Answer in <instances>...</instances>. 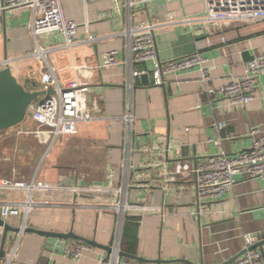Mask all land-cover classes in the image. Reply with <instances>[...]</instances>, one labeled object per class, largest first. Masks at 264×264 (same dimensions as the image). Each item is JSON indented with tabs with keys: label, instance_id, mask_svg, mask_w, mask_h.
<instances>
[{
	"label": "crops",
	"instance_id": "crops-1",
	"mask_svg": "<svg viewBox=\"0 0 264 264\" xmlns=\"http://www.w3.org/2000/svg\"><path fill=\"white\" fill-rule=\"evenodd\" d=\"M65 15L80 26L78 36L88 32L98 38L93 43L64 46L63 37L49 33L38 37L47 49L49 65L61 84L89 80L91 98L99 102L98 119L80 125L79 132L59 137L46 154V145L33 136L18 133L35 128L29 117L22 123L0 131V177L33 182L69 184H109L124 186L149 160L141 148L150 145L159 135H166L170 153L180 146L178 158L187 161L225 151L235 155L252 146V130H264V75L259 77L254 99L247 106L226 104L223 97L209 99L204 92L199 69L173 75L164 85H152L151 78L137 76L130 88V65L99 67L102 52L116 49L120 60L127 61L130 37L118 34L126 29L130 17L155 21L156 45L162 60L199 51L209 58L213 86L219 87L233 78L242 77L246 64L264 55V19L225 25L222 29L204 30L198 21L169 23V14L177 18L201 16L205 0H153L132 9L123 6L116 12L112 0L86 4L85 0H63ZM32 10L15 9L0 16V59L16 58L11 71L24 81L29 90H42L48 66L38 56H30L36 48L31 32ZM88 20V25L85 22ZM226 33L225 44L219 35ZM212 40L210 44L208 40ZM22 57V58H21ZM88 65L78 73L73 65ZM151 67L137 64L136 68ZM131 100L134 113L130 144L126 142L123 116ZM214 122L224 123L219 132L222 142L215 143L218 132ZM189 130H186V129ZM175 155V152L174 154ZM171 155V156H172ZM175 160V159H174ZM125 164V166H124ZM148 171V170H147ZM156 186H128L125 198L131 203L161 206L159 213L131 212L123 223L130 235L122 237L121 249L160 263L147 264H224L245 251L243 233L252 232L264 242V184L259 178L238 176L229 192L211 203V215H198L194 203V185L183 180L164 186L157 178ZM25 187L0 188V205L28 199ZM104 199L111 193L105 192ZM37 202L26 216L10 217L11 226L40 228L66 233L73 230L104 246L112 245L119 215L112 209L75 207L72 201L92 198L90 193L77 195L72 191L34 190ZM6 256L0 264H99L108 250L91 246L78 261L62 256L70 239L46 237L38 233H8ZM0 225V248L3 241ZM76 239V238H75ZM261 247V245H259ZM54 252L53 259L49 257ZM125 258L131 259L127 256Z\"/></svg>",
	"mask_w": 264,
	"mask_h": 264
},
{
	"label": "built area",
	"instance_id": "built-area-1",
	"mask_svg": "<svg viewBox=\"0 0 264 264\" xmlns=\"http://www.w3.org/2000/svg\"><path fill=\"white\" fill-rule=\"evenodd\" d=\"M99 0H85L86 4ZM153 0H112L115 11L118 13L123 6L132 9L140 4H148ZM207 7L201 16H189L187 18H177L174 13H170L169 23H189L198 21L203 24L204 30L222 29L225 25H241L243 22H257L264 19V0H205ZM63 0H0V16L3 13L11 12L15 9L32 10L31 32L35 38L36 48L30 56H38L48 67L43 76L42 90L46 94L31 103L27 117L33 121L35 128L21 129L18 133H24L36 138L39 143L46 145V154L55 145V141L67 134L79 132L80 125L91 123L98 119L100 107L96 98H91L92 90L89 80H72L66 85L60 83L56 72L49 65L48 47H42L38 43V37L49 33H58L63 37L64 46L72 48L77 44L93 43L98 40L92 36L88 30L83 37L78 36L80 24L68 18L64 12ZM136 14L129 12L130 21L126 29L118 31V34L130 37L127 46L128 59L121 61L118 50L112 49L102 52L101 67H114L119 63L129 64L131 71L130 88L134 87L133 79L137 76L149 75L152 85H164L169 78L179 76L182 73L190 72L192 69H199L201 72V82L204 92L209 99L223 97L226 104L233 106H247L254 99L258 89L259 77L264 75V55L250 60L246 66L242 77L233 78L229 82L219 87L211 84L213 75L209 65V58L201 52L196 51L181 57L162 60L156 45V29L160 26L157 22L145 18L135 17ZM1 21V20H0ZM88 25V20L85 22ZM1 29V22H0ZM221 43L225 44L229 40L226 33L219 35ZM210 44L212 40H208ZM22 58V57H21ZM16 58L0 59V69L10 66ZM151 64V67H135L137 64ZM76 72L89 69L88 65H73ZM29 89L26 84H24ZM127 110L123 119L126 124V142L130 144L133 132L134 113L131 100L126 103ZM26 117V119H27ZM215 130L218 132L215 143L222 142L219 132L225 128L224 123L214 122ZM186 130H189L188 128ZM253 143L249 149L235 155L227 154L225 151L217 154H210L193 161L178 158L180 146H176L174 152L170 153L169 141L166 135H159L154 142L141 148V151L149 157L132 180L126 176L127 181L124 186L109 184H69L60 182L37 181L33 182L10 180L0 177V188H28V199L16 200L15 202H4L0 205V216L7 220L21 214L27 215L34 209L37 202L32 198L34 190H57L72 191L77 195L90 193L92 198L83 202L72 201L77 207H97L114 210L119 215L117 233L105 259L102 258L99 264H147L134 259L122 256L121 242L123 237V223L131 212L159 213L161 206H153L148 203L128 202L124 195V190L128 186H136L147 181V186H156L157 178H161L164 186L178 181L190 182L194 185L195 199L198 215H211V203L213 200L223 198L237 181L238 176L259 178L264 184V130L253 129ZM172 155V156H171ZM175 159V160H174ZM125 166V164H124ZM148 170V171H147ZM105 192L111 193L110 199H104ZM26 225L22 226L21 232ZM245 241V252L229 264H264V242L261 247L253 248V245L260 241L259 237L252 232L243 233ZM92 245L86 242L71 238L66 242L62 251V256L67 259L80 260ZM54 252L49 255L53 259ZM40 264V263H37Z\"/></svg>",
	"mask_w": 264,
	"mask_h": 264
},
{
	"label": "water",
	"instance_id": "water-1",
	"mask_svg": "<svg viewBox=\"0 0 264 264\" xmlns=\"http://www.w3.org/2000/svg\"><path fill=\"white\" fill-rule=\"evenodd\" d=\"M142 78L148 79V75H143ZM46 94L44 90H29L25 87L23 83L19 81L17 76L12 73L10 66H5L0 69V131L7 130L10 128H14V126L22 123L28 114L29 106L32 102L37 100L39 97ZM0 225L3 226V241L0 248V262L5 258V244L8 238V233H19L22 230L21 226H11L10 223L3 219L0 216ZM24 232L26 233H38L46 237H58L64 239L76 238L89 243L92 246L107 249L110 252L112 249L108 245L104 246L98 243L94 239L86 238L82 235L77 234L73 230H70L66 233L57 232V231H47L40 228L33 227H25ZM261 244L253 245V248L259 247ZM245 251L235 255L230 260L225 262L224 264H229L231 261L237 259L241 255L244 254ZM122 256H127L131 259L145 262V263H160V261H165L163 259L151 260L145 257H140L136 254L129 253L127 251H122Z\"/></svg>",
	"mask_w": 264,
	"mask_h": 264
},
{
	"label": "trees",
	"instance_id": "trees-1",
	"mask_svg": "<svg viewBox=\"0 0 264 264\" xmlns=\"http://www.w3.org/2000/svg\"><path fill=\"white\" fill-rule=\"evenodd\" d=\"M131 233L130 231H128V229H126L123 233V236H125V238H127V236H129Z\"/></svg>",
	"mask_w": 264,
	"mask_h": 264
},
{
	"label": "rangeland",
	"instance_id": "rangeland-1",
	"mask_svg": "<svg viewBox=\"0 0 264 264\" xmlns=\"http://www.w3.org/2000/svg\"><path fill=\"white\" fill-rule=\"evenodd\" d=\"M19 81H20L21 83L25 84L23 80L19 79ZM7 179H8V178H7Z\"/></svg>",
	"mask_w": 264,
	"mask_h": 264
}]
</instances>
